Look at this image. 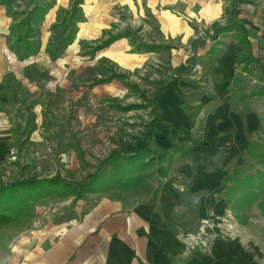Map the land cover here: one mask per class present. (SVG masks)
<instances>
[{"label": "rangeland", "instance_id": "rangeland-1", "mask_svg": "<svg viewBox=\"0 0 264 264\" xmlns=\"http://www.w3.org/2000/svg\"><path fill=\"white\" fill-rule=\"evenodd\" d=\"M20 1L12 7L8 33L0 35V183L19 176L43 177L58 172L71 181L82 180L112 148L130 150L148 141L159 150L167 149L168 153L140 172L153 171L140 182L88 192L80 198L41 199L30 227L16 231L13 236L12 227L1 229L0 264H11L16 251L20 252V263H25L21 242L35 229L50 223L72 227V222H82L103 198L125 209L140 203L160 202L168 182L177 188L181 200L174 210L168 211L170 208L166 205L167 219L176 226L186 245V254L210 253L217 240L225 239L236 243L239 261L264 264V214L257 204L240 218L222 193L204 202L197 197L202 192L189 189L191 175L185 172L183 163L199 159L202 152L196 150L195 156L181 155L176 145L203 148L200 140L207 138V130L202 116L195 119L194 127L186 126L183 132H176L178 122H168L161 110V98H157L162 86L174 83L180 87L187 108L189 105L196 109L202 92L210 89L199 79L203 70H197L194 75L175 71L168 63L170 54L167 53L173 41L162 51L167 55L136 48L138 42L147 41L146 33L153 32L143 22H133L127 6L114 8L116 18H111V24L101 31L93 28L98 26L85 9L89 8L90 0H78L81 3L67 0L57 11L50 31L44 32L39 22H43L45 14L24 21L30 10L27 7L35 0ZM73 28H76L75 37L69 45H64L65 37ZM201 32L206 37L215 34V28L210 25ZM118 33L122 35L96 49L98 44ZM123 36L127 37V49L120 50L122 55H116L112 48ZM20 38L31 42L33 52ZM154 39L150 42H156ZM129 52L137 53L135 59L123 65L126 61L122 56L126 53V57ZM139 53L146 55L145 58L139 57ZM115 72L122 75L106 78ZM180 74L182 79L178 77ZM261 98L258 97L261 127L256 132L253 130L252 135L264 141V99ZM256 99L244 102L252 106ZM159 113L163 122L157 121ZM208 156L201 157L206 159V164ZM212 158L218 160V168L222 166L224 172H229L234 164L248 160L249 156L238 152L227 158L218 151ZM202 208L207 209L205 214L200 213Z\"/></svg>", "mask_w": 264, "mask_h": 264}, {"label": "crops", "instance_id": "crops-1", "mask_svg": "<svg viewBox=\"0 0 264 264\" xmlns=\"http://www.w3.org/2000/svg\"><path fill=\"white\" fill-rule=\"evenodd\" d=\"M15 2L21 1L0 0V35L5 36L9 31L13 16L11 11L12 7H15ZM66 2L67 0H35L27 10L39 4L46 6L45 18L43 22H39V26L42 27V31L49 32V26L54 21L57 11L66 5ZM90 2L89 8L85 9L91 13L93 24L98 26L93 27L96 30L102 31L103 27L111 24L113 17L116 18L114 13L117 12L114 11L117 7L127 6V10L132 13L133 22L139 24L143 22L152 29L151 35L146 33V42L164 44L149 52L167 55L162 51L167 49L164 47L170 41H173L171 51L167 53L170 54L168 63L175 67V71L194 75L197 70H203L199 79L205 81L206 88L210 89H206L200 95L197 104L201 107L197 117L202 116L207 138L200 140L203 148H194L190 154L195 156L196 150L201 151L200 158L184 162L183 168L191 175L189 189L192 192H202L198 198H203L205 202L207 199L212 201L214 194L223 195L225 186L223 178L237 164H234L229 172H224V168H221L222 166L218 168V160L216 158L213 160L212 156L215 157L218 151H222L227 158L238 152L245 153L250 135L261 127L258 97L264 99V95L253 92L264 86L260 83L264 81V0H90ZM149 16L152 17L151 20ZM122 22L126 23V20ZM229 22L234 23L229 30L206 37L201 36L204 27L210 25L215 27L216 23L225 25ZM125 36L120 37L118 42L116 40L117 44L112 48L115 50L114 54L122 55L121 51L127 49ZM153 38L156 42H150ZM3 45L4 43L1 44ZM134 54L137 53L129 52L124 57L125 53L122 57L126 63L123 65H128L129 61L134 60ZM140 56L145 58L146 55ZM180 76L181 74L178 75L179 78ZM180 93V87L173 83L159 96L161 110L168 117V122H178L176 132L186 126L194 127L197 120L196 117L193 126L190 124L189 105L187 108ZM222 96L227 99L223 100ZM255 97L257 99L251 103L252 106L244 102ZM159 116L160 119L157 121L163 122L160 113ZM205 152L209 154L207 164L205 158L201 159L203 156L207 157ZM195 169L200 173L198 174ZM167 185L161 196V203H140L134 208L125 209L116 202L103 198L82 222L77 224L72 222V227L50 223L45 228L35 229L21 242L25 263H20L21 256L19 259L18 251L13 254L10 262L245 264L243 260L236 259V255H239L236 243L225 239L217 240L210 253L204 254L201 251H194L192 255L185 253V243L179 237L176 226L167 219L168 211L174 210L180 204V193L169 182ZM166 205L170 210L167 211ZM206 210L202 208L200 213L205 214Z\"/></svg>", "mask_w": 264, "mask_h": 264}, {"label": "trees", "instance_id": "trees-1", "mask_svg": "<svg viewBox=\"0 0 264 264\" xmlns=\"http://www.w3.org/2000/svg\"><path fill=\"white\" fill-rule=\"evenodd\" d=\"M76 2L81 3L78 0ZM46 10V6L42 4L35 5L27 11L26 19L22 20L28 21L31 17L36 18L44 15ZM233 25L234 23L232 22L225 25L216 23L214 27L215 34L229 30ZM75 35L76 28H73L69 32V35L65 37L66 41L64 45H69ZM120 35L122 34L113 35V37L107 39L103 44H98L96 49L100 46L108 45L113 42L114 38ZM20 40L25 42L26 48L30 47V51L33 52V47L28 39L23 40L20 38ZM163 45L162 43L142 41L137 43L136 48L154 50ZM116 75H122V73L115 72L106 78L111 79ZM166 87L167 84L160 88L157 98H159L160 93ZM253 94L264 95V86L259 90H255ZM222 99L226 100L227 98L222 96ZM129 106L127 107L129 108ZM200 107L198 104L196 109L189 106L191 125L194 124L200 112ZM156 116L160 119L159 114ZM182 130L179 128L178 132ZM150 137L152 135H149ZM176 149L180 151L181 155H189L194 151L193 147L184 148L179 145H176ZM167 153V149L159 150L151 146L148 141L145 145L135 146L130 150L119 147L112 148L107 155L101 157L95 169L82 180L71 181L58 172L52 175H43V177L19 176L14 177L10 182L0 183V231L3 227H12L14 231L12 233L13 236L16 231L30 227L36 216L38 201L44 197L59 198L74 196L75 198H80L88 192H98L115 186H127L140 182L153 171L140 172L146 170V168L153 165L160 158H163ZM245 153L249 156V159L235 165L232 171L223 178V183L225 184L223 195L227 203L234 212H237L240 218L245 212L248 213L247 211L254 204H257L264 214V141L253 138L251 134ZM160 169L161 166L157 170Z\"/></svg>", "mask_w": 264, "mask_h": 264}]
</instances>
